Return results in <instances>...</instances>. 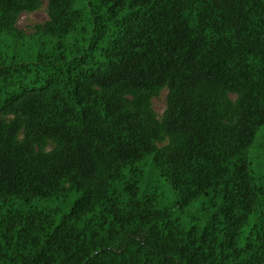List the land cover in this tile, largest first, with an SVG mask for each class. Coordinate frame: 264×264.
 <instances>
[{
    "label": "trees",
    "instance_id": "obj_1",
    "mask_svg": "<svg viewBox=\"0 0 264 264\" xmlns=\"http://www.w3.org/2000/svg\"><path fill=\"white\" fill-rule=\"evenodd\" d=\"M47 3L0 0V264H264V0Z\"/></svg>",
    "mask_w": 264,
    "mask_h": 264
},
{
    "label": "rangeland",
    "instance_id": "obj_2",
    "mask_svg": "<svg viewBox=\"0 0 264 264\" xmlns=\"http://www.w3.org/2000/svg\"><path fill=\"white\" fill-rule=\"evenodd\" d=\"M45 5L38 11L33 13H24L19 20V29L27 36H32L36 32L37 25L45 23L49 19L47 10V0ZM169 91L163 90L157 98L153 100V105L159 116L161 117L167 108V97ZM256 170V169H255Z\"/></svg>",
    "mask_w": 264,
    "mask_h": 264
}]
</instances>
